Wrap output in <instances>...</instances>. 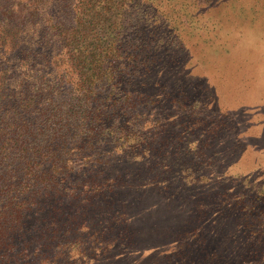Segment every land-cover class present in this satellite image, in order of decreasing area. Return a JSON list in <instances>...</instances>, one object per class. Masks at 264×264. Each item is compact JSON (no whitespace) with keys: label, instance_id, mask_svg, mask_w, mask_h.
<instances>
[{"label":"trees","instance_id":"1","mask_svg":"<svg viewBox=\"0 0 264 264\" xmlns=\"http://www.w3.org/2000/svg\"><path fill=\"white\" fill-rule=\"evenodd\" d=\"M216 2L0 0V264H264Z\"/></svg>","mask_w":264,"mask_h":264},{"label":"rangeland","instance_id":"2","mask_svg":"<svg viewBox=\"0 0 264 264\" xmlns=\"http://www.w3.org/2000/svg\"><path fill=\"white\" fill-rule=\"evenodd\" d=\"M212 17L220 25L219 40L210 44L213 40L209 36L200 38L206 59L210 66L215 65L209 71L216 79L225 81L231 90L228 96L233 116L239 118L237 122L242 128L253 133L246 140H239L238 130H229L225 137L232 143L224 144L232 147L235 155L254 153V157L258 147L264 148V0H217ZM225 48L229 52L223 51ZM246 91V99L241 101ZM228 114L222 117L227 119ZM259 115L262 121L255 122ZM219 184H227V180Z\"/></svg>","mask_w":264,"mask_h":264}]
</instances>
